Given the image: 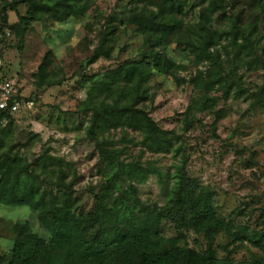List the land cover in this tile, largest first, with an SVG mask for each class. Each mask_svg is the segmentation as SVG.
Wrapping results in <instances>:
<instances>
[{
  "label": "rangeland",
  "instance_id": "1",
  "mask_svg": "<svg viewBox=\"0 0 264 264\" xmlns=\"http://www.w3.org/2000/svg\"><path fill=\"white\" fill-rule=\"evenodd\" d=\"M19 1L0 0V8L4 3L17 7L8 10L9 25L19 21L16 12L26 13ZM79 2L87 5L82 13L63 21L43 14L23 38L18 29L0 26V69L33 100L31 108L16 114L12 129L0 133V177L4 154L13 168L37 173L44 156L59 157L78 206L92 210L111 173L88 132L90 113L83 102L91 82L84 78L101 81L126 61L149 63L151 76L137 106L171 143L151 145L144 131L126 127L100 131L99 141L123 165L157 171L144 182L125 177L113 193L108 191V202L118 198L129 207L123 220L129 215L157 219V250L175 243L203 253L208 243L191 224L196 206L189 195L210 194L213 208L228 223L214 241V264H264V101L257 95L264 86V0H204L202 5L186 0L184 14L169 21L173 31L164 40L134 21V13H157L162 0ZM211 2L217 9L206 27L216 35L199 53L205 34L201 10ZM102 38L108 55L90 61ZM157 51L182 68L175 75L152 69L151 53ZM40 72L46 74L43 80ZM124 89L119 83L110 97L99 94L96 100L132 104V97L122 96ZM41 176L57 181L55 174ZM23 231L51 237L38 209L0 203V256L6 261Z\"/></svg>",
  "mask_w": 264,
  "mask_h": 264
},
{
  "label": "trees",
  "instance_id": "2",
  "mask_svg": "<svg viewBox=\"0 0 264 264\" xmlns=\"http://www.w3.org/2000/svg\"><path fill=\"white\" fill-rule=\"evenodd\" d=\"M79 1L81 0H20L18 3L25 5L27 10L22 15L16 12L19 21L13 25H9L8 10L14 11L17 7L4 3L0 8V26L18 29V34L23 38L32 23L41 20L43 14L50 13L57 21H63L82 13L87 5H80ZM200 3L202 5L204 0ZM186 6V0H162L157 13H134V21L144 32L154 33L157 40H164L173 31V25L169 21L178 14H184ZM216 7L211 2L201 10L204 21L201 23V31H205V34L197 46L199 53L206 52L216 35L206 27ZM103 44L102 38L101 46L90 61L108 55ZM151 56L152 69H157L159 73L175 75L182 68L161 52H152ZM45 75L40 72L37 76L43 80ZM150 76L149 63L126 61L109 70L101 81L92 76L84 78V83L91 82L87 91L88 98L83 102L90 113L88 132L96 141L102 165L111 173L106 192L99 195L92 210L86 212L78 206V198L73 196L72 184L67 183L69 170L63 159L44 156V160L40 162L42 171L37 173L27 167L13 168L9 155L4 154L0 203L7 206L28 205L38 209L39 221L51 237L46 240L31 231L18 232L11 257L6 261L5 257L0 256V264H214V241L220 231L228 230V223L213 208L210 194L197 197L189 195L196 206L192 211L191 224L196 232L204 235L208 243V248L203 253L175 243L167 250H157L153 241L159 233L157 219L129 215L127 221L123 220L128 215L129 207L124 206L126 204L118 198L113 204L108 202V191L113 193L125 177L144 182L150 173L157 171L141 164L123 165L107 143L99 141L100 131L126 127L144 131L151 145L164 146L165 142L171 143V140L160 136L161 129L152 117L137 106L144 91L142 87ZM119 83H123L125 88L121 92L122 96L125 94L127 98L132 97V104L121 105L118 101L109 103L96 100L99 94L110 97L113 88ZM257 95L264 101V86ZM15 116L12 115L9 123L0 128V133L12 129ZM43 173L57 175V181L42 177ZM181 189L184 191L183 187Z\"/></svg>",
  "mask_w": 264,
  "mask_h": 264
},
{
  "label": "built area",
  "instance_id": "3",
  "mask_svg": "<svg viewBox=\"0 0 264 264\" xmlns=\"http://www.w3.org/2000/svg\"><path fill=\"white\" fill-rule=\"evenodd\" d=\"M33 106V100L28 99L16 83L0 69V128L5 127L12 115H16L21 110L29 109Z\"/></svg>",
  "mask_w": 264,
  "mask_h": 264
}]
</instances>
